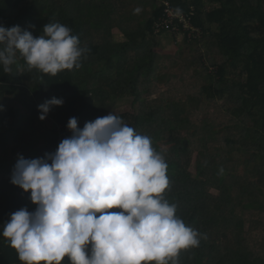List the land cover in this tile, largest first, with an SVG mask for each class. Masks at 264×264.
Masks as SVG:
<instances>
[{"label":"trees","instance_id":"obj_1","mask_svg":"<svg viewBox=\"0 0 264 264\" xmlns=\"http://www.w3.org/2000/svg\"><path fill=\"white\" fill-rule=\"evenodd\" d=\"M174 4L183 13L196 9L194 22L204 34L197 60L157 52L160 38L180 42L169 32L154 33L163 14L158 0H0V25L38 36L44 25L59 22L89 49L79 69L55 76L29 70L19 54L11 73L0 65V232L11 213L35 208L30 191L10 182L18 157L54 153L72 134L69 118L82 128L131 97L137 110L118 116L152 138L168 165L163 195L201 234L197 247L180 251L179 264H264L254 247L255 238L264 240V0ZM178 68L182 80L174 83ZM166 85L170 96L163 102L157 93ZM53 97L63 104L39 119L37 105ZM47 120L52 129L42 145ZM168 142L172 150L165 151ZM0 264H22L2 235ZM63 264H70L67 257Z\"/></svg>","mask_w":264,"mask_h":264},{"label":"clouds","instance_id":"obj_2","mask_svg":"<svg viewBox=\"0 0 264 264\" xmlns=\"http://www.w3.org/2000/svg\"><path fill=\"white\" fill-rule=\"evenodd\" d=\"M42 32L0 25L5 73L17 54L29 70L52 76L81 67L89 49L70 27L48 23ZM62 104L53 97L37 105L38 118ZM66 127L72 134L54 153L19 156L11 173L10 182L30 191L35 205L11 213L0 232L22 264H63L65 257L70 264H179L181 250L199 245L201 234L163 195L168 165L150 136L111 112L82 128L72 117Z\"/></svg>","mask_w":264,"mask_h":264},{"label":"rangeland","instance_id":"obj_3","mask_svg":"<svg viewBox=\"0 0 264 264\" xmlns=\"http://www.w3.org/2000/svg\"><path fill=\"white\" fill-rule=\"evenodd\" d=\"M160 40H161L160 42L162 43V47L157 48V52L159 54L167 55L168 57H171V58L180 57V55H187V56L192 57L195 60H197L199 57L198 51L201 48L200 46H202V43H196V44L191 45L190 43L186 41H180L179 44H177L176 41L168 37L160 38ZM200 71H203V69H201ZM174 74L177 75V77L173 79L174 83L182 80L183 71L181 68H178V70H176V73ZM169 89H170V86L166 85L164 87H160V89L158 90L157 95L163 100V102H167L169 99V96H170ZM132 100L133 99L131 97H126L124 99L117 100V104L114 110L112 111V113L115 115H118L121 113L127 114V113L135 112L137 110L138 105L134 104ZM51 129H52V123L47 120L45 123V128L43 130L49 132L51 131ZM28 144H30V142H28ZM162 148L165 151H170L172 150V145L170 142H168L166 144H163ZM192 172L195 173V166H193ZM213 192L216 193L217 191L213 190ZM251 210H252V207H246L247 215L251 214ZM254 247H255L257 254L259 255L264 254V240L255 238Z\"/></svg>","mask_w":264,"mask_h":264},{"label":"built area","instance_id":"obj_4","mask_svg":"<svg viewBox=\"0 0 264 264\" xmlns=\"http://www.w3.org/2000/svg\"><path fill=\"white\" fill-rule=\"evenodd\" d=\"M163 5V14L154 24V33L161 35L169 32L180 41L190 44L201 42L204 38L203 30L196 26L194 18L196 9L190 13L177 11L174 0H158Z\"/></svg>","mask_w":264,"mask_h":264},{"label":"crops","instance_id":"obj_5","mask_svg":"<svg viewBox=\"0 0 264 264\" xmlns=\"http://www.w3.org/2000/svg\"><path fill=\"white\" fill-rule=\"evenodd\" d=\"M85 2H89V0H85ZM209 8H210V6H209ZM113 33H114V36H115L116 41H118V42H123V41H124V37H123L120 33H118L117 30H115ZM91 100H92V101H91ZM89 101H90L91 104H92L93 99L90 98ZM47 130H48V129H47ZM46 132H47V133H46ZM43 133L45 134L46 138L43 139L42 145L48 142L50 131L48 132V131H44V130H43ZM22 154H23V153H21V155H22ZM23 156H24L26 159H32V158H37V157H38L37 153H36V152H32V151L24 153Z\"/></svg>","mask_w":264,"mask_h":264}]
</instances>
